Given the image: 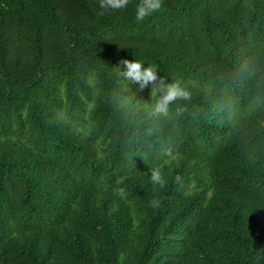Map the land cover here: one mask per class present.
Listing matches in <instances>:
<instances>
[{
  "label": "trees",
  "instance_id": "16d2710c",
  "mask_svg": "<svg viewBox=\"0 0 264 264\" xmlns=\"http://www.w3.org/2000/svg\"><path fill=\"white\" fill-rule=\"evenodd\" d=\"M159 2L0 0V264H264V0Z\"/></svg>",
  "mask_w": 264,
  "mask_h": 264
},
{
  "label": "clouds",
  "instance_id": "9594fccd",
  "mask_svg": "<svg viewBox=\"0 0 264 264\" xmlns=\"http://www.w3.org/2000/svg\"><path fill=\"white\" fill-rule=\"evenodd\" d=\"M128 2L129 0H98V6L102 10L101 14H103L104 11L108 10H122L126 8ZM159 7V0H141V3L136 7V20H141ZM117 74L124 81L138 86L140 90L151 86L150 94L154 97V102L149 110L151 117L165 116L170 105L189 98L188 92L179 81L165 82L161 77H158V70L154 64L145 67L138 60H123L117 68ZM151 179L154 183H162L156 171L152 172Z\"/></svg>",
  "mask_w": 264,
  "mask_h": 264
},
{
  "label": "rangeland",
  "instance_id": "374dc122",
  "mask_svg": "<svg viewBox=\"0 0 264 264\" xmlns=\"http://www.w3.org/2000/svg\"><path fill=\"white\" fill-rule=\"evenodd\" d=\"M143 101H139L137 103L134 102L133 106L137 109V110H141L142 106H143ZM144 108V107H143Z\"/></svg>",
  "mask_w": 264,
  "mask_h": 264
}]
</instances>
